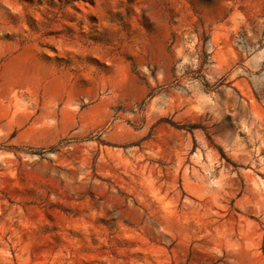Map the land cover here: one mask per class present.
<instances>
[{
  "label": "rangeland",
  "instance_id": "374dc122",
  "mask_svg": "<svg viewBox=\"0 0 264 264\" xmlns=\"http://www.w3.org/2000/svg\"><path fill=\"white\" fill-rule=\"evenodd\" d=\"M0 264H264V0H0Z\"/></svg>",
  "mask_w": 264,
  "mask_h": 264
}]
</instances>
